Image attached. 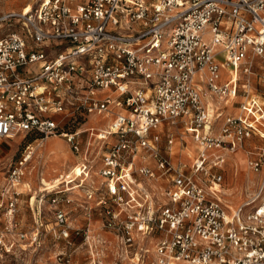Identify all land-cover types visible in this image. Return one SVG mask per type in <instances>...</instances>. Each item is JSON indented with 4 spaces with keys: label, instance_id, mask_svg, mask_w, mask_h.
<instances>
[{
    "label": "built area",
    "instance_id": "2783aa9c",
    "mask_svg": "<svg viewBox=\"0 0 264 264\" xmlns=\"http://www.w3.org/2000/svg\"><path fill=\"white\" fill-rule=\"evenodd\" d=\"M0 24V142L59 135L80 156L73 178L42 193H51L47 230L57 240L81 232L90 262L113 242L127 264H264V170L237 207L214 186L228 152L264 138V98L249 93L252 68L264 69V0H25ZM240 89L238 112L223 114L219 104ZM176 137L183 149L192 143L189 161L172 158ZM25 148L6 177L0 249L28 236L15 188L34 152L32 142ZM261 154L247 159L255 172ZM94 166L102 179L77 195L73 181ZM35 212L32 243L43 225ZM55 256L71 260L64 248Z\"/></svg>",
    "mask_w": 264,
    "mask_h": 264
},
{
    "label": "rangeland",
    "instance_id": "374dc122",
    "mask_svg": "<svg viewBox=\"0 0 264 264\" xmlns=\"http://www.w3.org/2000/svg\"><path fill=\"white\" fill-rule=\"evenodd\" d=\"M24 2L25 0H0V14L6 10L19 9ZM5 28L6 24H0V34ZM239 77L241 81L245 79V75L242 73L239 74ZM249 78V93L264 98V69L254 66ZM241 98L242 90L240 89L238 96L234 98L233 102L228 103L226 106L220 103V109L223 110V114L238 112V101ZM220 119L221 116L215 119V130L218 129ZM87 120L80 118L77 128L83 129L89 124L95 123L94 117H90ZM178 130L179 128H175L173 130L174 134L177 135ZM81 135L84 140L89 136L88 131H83ZM33 137L29 133H22L13 139L0 142V201H3V205L0 206V228L4 224V211L7 201V196L4 195V188L7 184L6 177L9 168L23 154L27 143L32 142L34 146V152L28 161L26 171L15 187L20 192L17 196V218L21 221L23 225L22 229L27 232L28 236L26 238H20L18 234L9 236L10 240H12V245L8 249H0V264H127L125 259L117 260L115 258L117 253L113 247V242L99 256L94 255L95 262H90L89 252L83 244L84 235L81 232L72 231L68 238L57 240L47 230L48 224L52 223L51 220L53 218L52 205L50 203L51 193L47 192L43 200L41 199L42 193L46 192V188H51L57 183H60V186H62L70 178H73L76 172L79 171L77 165L80 156L70 147L69 142L63 136H51L43 142L41 139L34 141ZM62 142L64 146L60 148L59 146L62 145ZM173 144L176 146L174 151H178V143L174 142ZM90 149L94 155L98 148ZM186 150L188 154H192L188 148ZM258 153H262L261 159L264 162V138L252 135L244 141L241 147L228 152L223 164L217 168L222 173V180L218 185L220 190L218 195L226 208L239 206L258 190L263 176L264 163L263 169L259 172L253 171L247 164L248 157ZM185 159L189 161L190 157L186 156ZM97 170L98 167L94 166L90 168V177L80 181L83 176L82 174V176H78L73 181L74 184H77L75 186L77 195H83V186L90 181L89 178L93 179L96 184L99 183L102 178L97 173ZM61 174H63V177ZM57 177L61 179L55 183L54 180ZM258 202L259 198L243 206V209L248 210ZM34 210H36V216L39 218V221L43 222V225L38 233L37 241L32 243L30 238L35 234L36 226L35 215L33 214ZM75 210L76 214L83 213L80 208ZM99 222L100 215L95 211L93 223L97 225ZM111 233H108V238L114 241V236ZM67 239L70 240L68 241ZM154 241L152 238L150 239V243L148 242L150 250L153 248ZM61 248H64L66 254L70 257V262L66 260L57 261L55 254Z\"/></svg>",
    "mask_w": 264,
    "mask_h": 264
},
{
    "label": "crops",
    "instance_id": "0c3cea01",
    "mask_svg": "<svg viewBox=\"0 0 264 264\" xmlns=\"http://www.w3.org/2000/svg\"><path fill=\"white\" fill-rule=\"evenodd\" d=\"M174 142H177L178 143V145H177V148L179 149L178 151H174V148H176V146L174 145V144H172L173 145V148H172V146H171V149H173V151H172V154H171V156H172V158L174 159V160H177V159H179V158H182V159H184V160H186L185 159V157L187 156L188 157V155L187 154H185L184 152H185V150L186 149H183L184 147H182V145H181V142H180V140L176 137L175 138V140H174ZM173 142V143H174ZM191 142H188L187 143V147L186 148H192V143L190 144ZM165 145H166V141H165V137H162V140H161V142H160V146H161V148H164L165 147ZM63 146H64V144H63V142H62V145L61 146H59L60 148L62 147L63 148ZM58 147V148H59ZM187 161V160H186ZM76 216H77V218H76V221H77V224H82V223H84V214L83 213H80V214H76V213H74Z\"/></svg>",
    "mask_w": 264,
    "mask_h": 264
},
{
    "label": "bare ground",
    "instance_id": "6f19581e",
    "mask_svg": "<svg viewBox=\"0 0 264 264\" xmlns=\"http://www.w3.org/2000/svg\"><path fill=\"white\" fill-rule=\"evenodd\" d=\"M35 149H36V148H35ZM33 156H34V155H33ZM218 185H219V184H214L215 187L219 188Z\"/></svg>",
    "mask_w": 264,
    "mask_h": 264
}]
</instances>
